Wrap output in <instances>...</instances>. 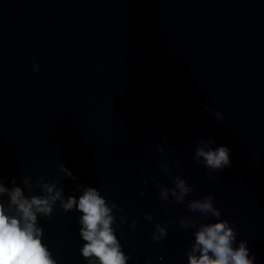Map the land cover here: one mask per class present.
<instances>
[{
	"label": "clouds",
	"instance_id": "1",
	"mask_svg": "<svg viewBox=\"0 0 264 264\" xmlns=\"http://www.w3.org/2000/svg\"><path fill=\"white\" fill-rule=\"evenodd\" d=\"M32 69L39 72L35 59ZM213 115L217 120L223 118L219 111ZM164 142H168L166 137ZM214 144L215 140L211 138L198 140L194 159L211 171L231 167V150L224 145L213 148ZM157 151L164 152V149L157 145ZM57 167L64 176L71 180L77 179L65 165L58 164ZM161 167L166 173H170L167 162H163ZM44 180V177L37 180L42 195L26 196L23 189L16 186V178L11 180L13 187L8 188L0 176V264H57L42 241L43 230L37 223L38 217L53 215L57 202L64 212L77 210L81 213L78 218L79 235L85 243L80 252L87 264H127L130 257L122 251L113 227L117 220L113 210L118 209V205L115 202L109 204L95 187L87 185L77 186L76 190L81 193L78 198L69 195L65 199L62 187L58 188L57 183H46ZM22 182L31 192L33 185L30 178L25 177ZM173 183L174 187L169 189L158 182L155 187L160 188L159 197L163 201H169L171 196L177 204H183L185 197L193 189L179 176L173 178ZM4 195L9 198L7 206L2 199ZM141 195L145 193L141 192ZM213 199L208 194L203 199L188 201L186 207L191 212H199L202 219L206 220L210 216L217 218L215 222L200 223L197 227V221L191 216L179 219L180 228H196L194 243L187 254L188 264H255V255H250L246 240H240L238 247L233 246L237 238L235 226L221 218V211L214 205ZM145 218L153 220V216L147 213ZM119 221L120 225L128 223L127 217L123 215L119 217ZM136 225L137 221L133 220L130 226L135 229ZM154 227L153 243L167 237V229L160 223H156Z\"/></svg>",
	"mask_w": 264,
	"mask_h": 264
}]
</instances>
